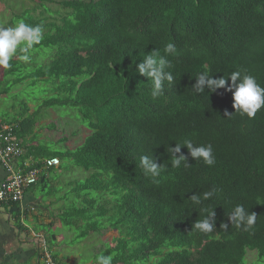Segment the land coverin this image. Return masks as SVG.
<instances>
[{
  "label": "trees",
  "instance_id": "trees-1",
  "mask_svg": "<svg viewBox=\"0 0 264 264\" xmlns=\"http://www.w3.org/2000/svg\"><path fill=\"white\" fill-rule=\"evenodd\" d=\"M45 1L52 0H38L39 19L26 23L42 26L43 39L34 48L40 56L50 52L51 61L14 81L31 78L35 85L47 79L60 96L41 107L55 102L77 108L90 132L75 149L39 144L40 161L58 157L60 167L71 161L94 171L73 184L75 226L87 222L77 239L116 231L102 253L113 255L112 264H244L248 251L263 261L264 107L254 117L242 116L232 92H198L194 85L200 73L221 78L240 70L264 87V0H60L56 9ZM168 43L176 46L172 54L164 52ZM153 49L166 55L174 76L156 98L151 79L136 70ZM35 113L23 114L29 130L37 123ZM15 135L27 134L15 129ZM185 140L211 144L215 164L195 160L182 146L177 155L187 156L189 164L173 168L169 150ZM143 155L161 166L159 176L145 174ZM213 188L216 194L203 199ZM193 194L201 197L200 205L190 200ZM60 198L68 215L67 194ZM237 204L257 214L252 229L229 221ZM212 209L214 231L194 229ZM44 251L50 250L43 247L42 257Z\"/></svg>",
  "mask_w": 264,
  "mask_h": 264
},
{
  "label": "rangeland",
  "instance_id": "rangeland-1",
  "mask_svg": "<svg viewBox=\"0 0 264 264\" xmlns=\"http://www.w3.org/2000/svg\"><path fill=\"white\" fill-rule=\"evenodd\" d=\"M60 0L45 1L47 5H50L56 9L58 7L57 2ZM40 2V1H39ZM38 0H0V26L11 27L21 20L26 22L29 17L35 20L39 19L41 9L39 8ZM36 9H38L36 11ZM61 9V8H59ZM36 11V12H35ZM54 17L53 14H50ZM56 16V14H55ZM41 54V53H40ZM22 54H17L11 59L10 67L4 68L0 66V72L7 70L8 74L4 76L0 74L2 79V85L0 86V92L8 87L9 92L6 99H0V112L6 114L5 121L10 122L14 120L13 116L8 113V109L14 108V114L19 116L25 112L24 108L31 107L33 113H35V119L39 122V133L47 134L50 136V140L40 141V144L46 145L51 149H75L82 144L86 136L90 133L85 125L82 124V116L77 108L72 106H59L53 102L50 106L41 107L45 100L59 99L60 93L56 90V86H50L45 79L41 84L39 81L32 84L33 79H24L21 83H16L15 78L19 77L20 73L29 74L39 70V66L48 65L50 63V52L39 55V48H34L30 54L28 61L22 60ZM13 61L15 64H12ZM21 68L17 71L16 69ZM3 73V72H2ZM45 90V91H44ZM62 95V94H61ZM27 103V104H25ZM12 114V113H11ZM82 124V125H81ZM41 135H39L40 138ZM66 138L68 141L62 143L61 139ZM47 139V137H46ZM49 170L45 172L48 173ZM93 170H85L74 165L71 161L62 163L59 169L50 171L47 177L50 179L46 186L36 185L35 196L39 198L41 202H49L52 199H58L63 194H67V202L65 209L69 214L63 213L62 215H56L54 211L49 213L48 220L44 222H37L36 218L28 217V223L30 228H34L39 232L49 234L47 251L50 256L54 255L59 258L61 264H92L96 262V257L101 255L118 237V233L113 230H104L100 234L94 233L87 236L85 239H77L79 230H82L86 226L87 222L80 224L81 229L75 226L74 217V203L75 194L73 193V184L83 182L88 179ZM69 186V187H68ZM75 187V185H74ZM93 195H95L93 193ZM40 202V203H41ZM57 205L53 206L57 210ZM53 208H48L53 210ZM41 211H39V214ZM72 213V214H71ZM63 218L70 223L65 225ZM49 221H51L49 223ZM27 223V221H25ZM12 225H17L15 221H11ZM85 229V228H84ZM22 230V229H21ZM55 235V239L52 238ZM44 247V246H43ZM46 248V246H45ZM48 250V249H47ZM256 251H248L244 264H264L263 261H256L258 257ZM45 261V257H43Z\"/></svg>",
  "mask_w": 264,
  "mask_h": 264
},
{
  "label": "clouds",
  "instance_id": "clouds-1",
  "mask_svg": "<svg viewBox=\"0 0 264 264\" xmlns=\"http://www.w3.org/2000/svg\"><path fill=\"white\" fill-rule=\"evenodd\" d=\"M43 39V28L41 25H31L23 20L17 22L15 26L3 27L0 26V66L9 68L11 59L19 52L21 59L28 61L30 54L35 45H39ZM176 51L174 43H168L165 48V54H172ZM170 61L166 55H161L160 51L153 49L148 55L143 57L142 62L137 66V71L141 75L147 76L152 81L153 98L159 97L164 92V84H173L174 76L168 69L171 68ZM229 77L231 83L229 84ZM205 87L212 91L219 88H224L233 94V107L240 115H247L254 117L261 107H264V87H262L253 75L236 70L231 72L228 76L221 78H213L206 72L200 73L197 77V82L194 88L198 92H203ZM230 115V114H229ZM182 146H187L190 155L195 160H203L204 164L212 166L215 164V156L213 154V147L211 144L194 145L191 140H185L183 143H176L175 147L170 148L171 166L179 168L183 163L185 167L188 166V158L181 153ZM140 167L143 168L146 175L156 177L160 174L161 166L154 162L152 157L143 155L140 157ZM61 164V163H60ZM60 166V165H59ZM58 166V167H59ZM217 189L213 188L211 191L203 194V199H210L215 195ZM190 200L195 205L202 203L201 197L193 194ZM228 219L232 225L241 227L247 231L252 229L257 220V214L250 212L242 204L234 206L233 210L228 214ZM228 223H221V227L227 229ZM216 227V212L214 209L208 210L207 216L202 220H197L193 228L199 230L204 234H210ZM113 255H98L96 257V264H112Z\"/></svg>",
  "mask_w": 264,
  "mask_h": 264
},
{
  "label": "crops",
  "instance_id": "crops-1",
  "mask_svg": "<svg viewBox=\"0 0 264 264\" xmlns=\"http://www.w3.org/2000/svg\"><path fill=\"white\" fill-rule=\"evenodd\" d=\"M0 5L2 4L0 3ZM2 72H0V74L3 76L8 74L7 70ZM1 85L2 79L0 77V86ZM9 92H11V90L8 87H5V89L0 92V99H6ZM28 107H30V112L23 114L30 115L33 113L31 107H34V105L32 104ZM8 113L13 116L14 120L11 119L10 122L5 121L6 114L0 112V124H10L16 127V129H23V132L27 134L24 139H18L24 149V153L16 160L15 166L22 169L25 166H35L43 162L45 159L41 161L39 160V144L40 141L50 140V136L42 134L41 132L39 133V118L37 119L34 128L29 130L30 127H27V125L23 123L24 115L19 116L18 114H14L13 107L8 109ZM39 135H41L40 138ZM56 168L59 169L60 166L55 167L53 170ZM49 172L50 171H48V173ZM48 173L43 172L36 185H42L43 187L46 186V182L50 180L47 177ZM5 177L6 170L0 164V182H2ZM43 178L45 179L44 181H42ZM36 185L27 188L23 200L18 204V208L10 207L6 203H0V264H45V261L43 260L44 256H41V250L43 246L48 247V240L50 238L49 234L30 228L28 217L36 218L39 224V222H44L45 219L48 220L47 218L51 211H54L56 215H60L63 213L62 205L64 200L60 198L57 200L52 199L46 203L41 202L39 198L35 196L34 191L36 190ZM57 203L61 204L58 205L57 210H55L53 206L57 205ZM48 208H53V210ZM39 211H41L40 214ZM11 221H15L17 225H12ZM25 221H27V223H25ZM50 222L51 221H49V223Z\"/></svg>",
  "mask_w": 264,
  "mask_h": 264
},
{
  "label": "built area",
  "instance_id": "built-area-1",
  "mask_svg": "<svg viewBox=\"0 0 264 264\" xmlns=\"http://www.w3.org/2000/svg\"><path fill=\"white\" fill-rule=\"evenodd\" d=\"M16 127L10 124H0V164L6 170L5 179L0 182V203H20L27 188L36 184L43 171L58 167L61 163L58 157L43 160L39 166H25L19 169L15 162L20 158L24 149L16 135ZM45 264H55L47 251H44Z\"/></svg>",
  "mask_w": 264,
  "mask_h": 264
}]
</instances>
